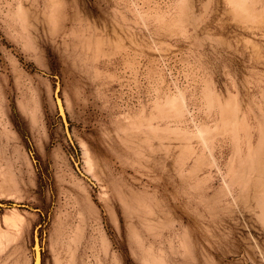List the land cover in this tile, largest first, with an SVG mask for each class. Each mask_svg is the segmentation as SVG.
Masks as SVG:
<instances>
[{
  "label": "rangeland",
  "instance_id": "obj_1",
  "mask_svg": "<svg viewBox=\"0 0 264 264\" xmlns=\"http://www.w3.org/2000/svg\"><path fill=\"white\" fill-rule=\"evenodd\" d=\"M264 264V0H0V264Z\"/></svg>",
  "mask_w": 264,
  "mask_h": 264
},
{
  "label": "water",
  "instance_id": "obj_2",
  "mask_svg": "<svg viewBox=\"0 0 264 264\" xmlns=\"http://www.w3.org/2000/svg\"><path fill=\"white\" fill-rule=\"evenodd\" d=\"M36 264H40V257H39V253L37 254V262Z\"/></svg>",
  "mask_w": 264,
  "mask_h": 264
}]
</instances>
